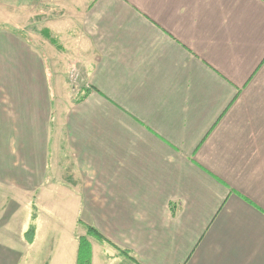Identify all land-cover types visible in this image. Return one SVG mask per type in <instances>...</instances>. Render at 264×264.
<instances>
[{
    "label": "crops",
    "instance_id": "obj_1",
    "mask_svg": "<svg viewBox=\"0 0 264 264\" xmlns=\"http://www.w3.org/2000/svg\"><path fill=\"white\" fill-rule=\"evenodd\" d=\"M75 1L61 57L26 30L38 9L0 2V264L27 259L8 195L76 264L80 238L92 264H264V0Z\"/></svg>",
    "mask_w": 264,
    "mask_h": 264
},
{
    "label": "rangeland",
    "instance_id": "obj_2",
    "mask_svg": "<svg viewBox=\"0 0 264 264\" xmlns=\"http://www.w3.org/2000/svg\"><path fill=\"white\" fill-rule=\"evenodd\" d=\"M65 1L66 0H0V2L6 3V6L13 5L15 2H21L22 5H27L33 10L38 9L39 12L37 15L39 17L35 18L37 20L35 23L38 24L36 25L38 27H36V29L27 28L26 30L34 32L33 35L35 39L42 47H45L46 54L50 55L51 52H53L58 56L60 55V57L62 53H65V46L67 45L68 40L71 42L69 44H73L72 47H74V53L78 50L77 39L79 36L78 32H80L79 29H69L72 31V34L68 35V29L62 28L65 23L67 24L70 22V24H73V26L76 27L79 24V21L82 22L84 9L88 6V3H81L75 0L70 2ZM45 17H47V19ZM49 22H51L50 25L53 27V29H50L52 33L51 37L55 41H52L43 33L46 30H49L45 29L46 23ZM72 67H75L76 69H71V83L77 92L80 83H84V81L81 82L83 74L77 65L74 64ZM12 197V195L6 196V249L24 252L27 259L25 260V263L22 264H76L77 244L69 240V235L67 238L66 229L65 231L60 229L58 232H53L52 227H54V225H48L45 217H43V215L47 216L48 211L38 210L36 212L33 208L31 209L30 204H23L16 215L12 214L9 212V209L15 202ZM36 228L38 229L37 238L35 246H32V251L30 250L31 248L28 241L18 243L9 238V235L12 233L11 235L15 234V239H17L20 236V232H23L21 229H23L24 232H30L31 229ZM70 228V233H72L74 227ZM86 230L87 227H80L75 231V235H84Z\"/></svg>",
    "mask_w": 264,
    "mask_h": 264
},
{
    "label": "trees",
    "instance_id": "obj_3",
    "mask_svg": "<svg viewBox=\"0 0 264 264\" xmlns=\"http://www.w3.org/2000/svg\"><path fill=\"white\" fill-rule=\"evenodd\" d=\"M6 26H1L0 28H5ZM8 28V27H7ZM3 30V29H0ZM9 31H12L14 33L21 34L20 31H17L15 29H6ZM46 35L49 37L50 36V31H45ZM52 41H55L54 39L51 38ZM91 234L95 233V229L90 228L89 231ZM99 234V233H98ZM31 235L30 240H32V235H34V230H31L29 233ZM32 242V241H31ZM92 261V248L90 243L85 239V238H80L79 240V253H78V264H91Z\"/></svg>",
    "mask_w": 264,
    "mask_h": 264
}]
</instances>
